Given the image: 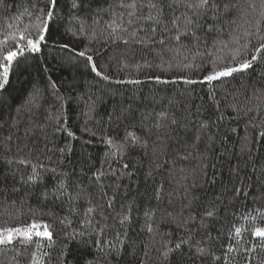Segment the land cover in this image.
<instances>
[{
    "label": "snow or ice",
    "instance_id": "1",
    "mask_svg": "<svg viewBox=\"0 0 264 264\" xmlns=\"http://www.w3.org/2000/svg\"><path fill=\"white\" fill-rule=\"evenodd\" d=\"M0 8L7 11L6 0H0ZM25 18L28 23L20 27ZM15 21L16 24L7 25L10 31L0 39V109L11 108L16 102L12 94L17 90L13 85L15 78L22 103L11 127L18 130L20 115L25 114L30 118L25 139L35 141L41 136L44 143L42 148L35 142L31 147L27 143L18 145L15 154L8 146L0 150V165L4 166L0 173V215L18 218L27 212L31 216L25 224L0 226V264H20L22 253L29 249L28 264H53L54 259L56 264H120L126 254L138 264H208V257L210 264H232L233 253L243 254L247 264H253L257 259L253 254L264 252V208H250L240 217L250 221L251 227L233 223L227 232L213 236L204 221H215L224 199L215 195L202 205V212L194 213V202L201 197L190 194L202 188L203 183L216 184V175L208 174L209 167L216 168V164L208 163L209 153L218 141L223 146L230 135L238 134V122L243 121L245 128L238 139L236 155L244 158L245 168L251 163L252 174L240 176V164L234 165L231 174L238 183L231 195L247 200L257 185L245 186V180L255 178L260 194L253 196L252 202L264 201V163L257 166V160L264 156V83L231 90L220 87L264 61V0H28V7ZM61 24L73 37H83L109 49L123 46L151 57L131 65L122 60L119 70L132 68L136 75L129 72L128 79L113 81L94 59L100 56L98 49L85 46L83 51H77L67 43H53V48L71 53L60 58L70 68L87 69L104 81L118 84L141 85L150 81L163 86H190L176 96L155 100L166 104L158 111L153 108L141 113L137 122L126 124L122 136L105 134L101 142L107 150L101 164L93 166L91 158L85 156L87 164L82 160L78 172L61 167L74 151L70 142L63 147L48 146L49 127L53 137L66 133L77 139L65 114L70 97L60 93L51 77L43 83L23 79L26 74L30 76L31 61L43 52L53 29ZM145 70L156 74H145L142 80L139 74ZM261 80L264 81V73ZM195 86L207 88L215 120L206 115L204 104L192 102ZM84 102L87 111L82 115L87 119L83 131L95 136L86 126L88 120L95 119V101L88 96ZM51 104L56 105L54 112L46 107ZM225 111L233 114L231 120L237 126H229L221 136ZM38 115L43 116V122L35 119ZM129 115L130 108L122 109L119 114H109L108 123L115 119L119 127ZM88 143L91 141L85 142ZM136 151L151 160L146 177L153 180L151 199L156 206L143 208L144 222L134 233L140 205L131 200L120 204L117 211L116 202L119 181L134 176L135 166L130 168L125 160ZM56 153L59 155L53 160ZM224 155L220 151L218 159ZM113 162L119 167H113ZM157 175L170 178L171 190H166L163 179L157 182ZM197 177L201 179L198 181ZM109 178L112 183H106ZM175 196L187 203L179 211L161 210L160 205L165 201L172 205ZM159 211L163 215L158 219ZM258 219L260 223H256ZM162 225H174L180 234L174 235ZM57 226L61 227L64 241L77 242V248L83 251L72 256L69 245L59 242ZM141 233L145 234L144 239L133 238ZM245 233L250 237L248 246L241 244ZM233 239L235 244L231 243ZM214 241L221 250L219 255L213 250ZM258 264H264V260Z\"/></svg>",
    "mask_w": 264,
    "mask_h": 264
},
{
    "label": "trees",
    "instance_id": "2",
    "mask_svg": "<svg viewBox=\"0 0 264 264\" xmlns=\"http://www.w3.org/2000/svg\"><path fill=\"white\" fill-rule=\"evenodd\" d=\"M8 5L7 11L5 12L3 8H0V39L3 38V35L10 31L7 28L9 23L16 24L15 17L23 11L24 8L28 7V0H6ZM28 23L27 19H23L20 23V27H23L24 24ZM15 30V29H12ZM75 31V28H73ZM53 43L64 44L67 43L71 48L76 49L77 51H83L85 46L92 49H98L100 56L95 57L101 70L105 74L110 75L113 78V81L117 79H128L127 73L131 72L133 76L136 75L134 69L128 68L125 71H120V62L122 60L127 61L130 65L135 63L138 60L143 58L150 59L151 57H144V54L139 51L133 53L130 50H126L121 46L117 48L112 46L111 49L108 47H102L100 44L95 43L94 41L90 42L89 40L83 37H73L65 31V25L61 24L59 28H54L52 34L48 40V44L44 47L43 52L37 55V58L31 61V67L29 68V74H26L23 77L24 80H35L39 83L46 82L48 77H51L54 80L60 89V93L65 97H70L67 101L65 108V114L67 117L68 127L76 134L77 139H72L66 136V133H56L53 137L52 129L49 127L48 136H49V147H63L65 143L70 142L74 149L73 153L65 160L64 164L61 166L64 170L75 169L79 171L81 161L84 160V157L91 158V164L93 166H99L104 158V153L107 150V146L102 143V137L105 134L123 135V129L126 124H131L137 122L140 118L141 113L146 111H151L155 108L157 111L166 104L156 103L155 100H158L163 97L176 96L183 88H188V85H182L180 83L174 85H158L154 82L145 81L141 85H130V84H118L115 82L104 81L99 77H96L93 73L87 69H81L77 71L75 68H70L66 62L61 61V57L71 55V53L62 51L59 48H53ZM91 54V53H90ZM47 68L48 71L45 72L43 69ZM264 73V61H261L260 64L254 66V69H250L248 73L238 75L236 80L230 81L227 85L220 87H227L229 90L233 88H240L242 86L247 87L248 85L255 83L257 85L264 83L261 80V74ZM145 74L154 75L155 72H148V70L142 71L139 74L140 79H144ZM243 82V84H242ZM13 85L17 89L13 91V96L16 97L15 104L11 108L4 107L0 109V150L5 146L11 147L13 154L16 153L17 146H23L27 143L30 147L35 142L38 148L43 147V138L38 136L34 141L33 138L25 139L24 132L29 127L30 118L25 115H20V123L17 128L11 127V121L16 118V109L19 108L20 103H22V93L19 91V85L16 84L15 78H13ZM196 91L193 96L194 104H204L207 108L206 115L212 117L215 120L214 109L209 105L207 98V88L201 86H195ZM51 91V90H49ZM91 96L95 101V113L93 120L87 121V127L96 133L95 136L90 135L88 132L83 131L85 127L86 116L82 115L83 112H86L85 99ZM199 97H203V100H200ZM83 98V99H82ZM51 99V98H50ZM49 107L50 111L56 110V105L51 104ZM130 113L124 123H121L117 127V121L113 119L111 123H108L109 114H119L122 109H129ZM223 111V108H222ZM232 113L225 111V119L222 122V127L220 129V135L223 136L227 131L229 126H237L232 122L231 117ZM35 119L43 122V116L38 115ZM239 123V132L238 134L230 135V139L223 146H221L218 141L214 146V150L209 153V164H216V168L213 169L209 167L208 174L211 177L213 174L216 175L217 182L215 185L209 183H203L202 188L194 190L190 195H198L201 197V200L194 202V207L192 211L202 212V205L208 200L212 199L215 195H221L224 199V203L220 204L221 209L218 217L215 221L205 219V223L208 224L209 229L212 231L213 236H218L221 232H227L233 223L237 226L244 225L245 227H251L252 224L250 221L241 219L240 217L243 214H246L250 208L260 207L264 208V201H258L256 204H253L252 197L260 194V188L258 182L254 178L252 181L245 180V186L249 183L257 185L252 189V195L248 197L247 200L243 198L234 199L231 195V190L237 186L236 176L231 174V168L237 163L240 164V176H244L245 173L251 175V163L248 167H244V158L238 157L236 154L239 152L238 139L243 135V130L245 124L243 121ZM212 132H216V128H212ZM249 135H252L251 130L249 129ZM11 136L12 139L9 140L8 137ZM86 141H91V143L85 144ZM258 148L261 146L258 144ZM201 150H203V145H201ZM27 149H25V152ZM225 152L223 158L218 159L219 152ZM264 152V149H262ZM59 154L56 153L53 155V160L57 158ZM260 156V154H258ZM87 164V160H84ZM125 162L129 163L130 168H133L134 176L132 178H125L119 181L121 185L119 194L117 196L116 210L119 211V206L122 203H127L128 201L135 200L140 205V215L134 220V229L133 232H138L139 226L143 224V215L142 211L145 206H156V202L151 199L153 195V180L146 177L148 169L152 166L151 160L148 157H145L141 152H131L126 158ZM193 165L195 162H192ZM264 163V156H260L257 160V166ZM113 167L118 168L119 165L116 162H113ZM4 166L0 165V173H3ZM259 175V173H257ZM163 179L165 182L166 190H171L169 186V177L167 175H157V182ZM198 181L201 179L197 177ZM50 182V181H49ZM106 183H112L111 178L106 181ZM174 187V185H172ZM125 193L127 195L125 196ZM228 200H232V203L229 204ZM34 203V201H30ZM186 200H182L179 196L173 197V204L168 205L165 201L160 205L161 210L168 211H179L182 204H186ZM233 213L236 216H233ZM187 214V212H186ZM163 215V211L157 213V218L159 219ZM45 219H48L45 217ZM31 216L25 212L24 215L20 217H9L8 215H0V226H16L18 224H25L30 222ZM256 223H260L259 219ZM162 229L169 230V228L174 232V235H179L180 232L175 231V226L162 225ZM201 232L203 230H200ZM60 239L59 242L67 243L71 249V255L76 256L79 251L83 249L77 248V242L75 241H64L62 237L61 227H56L55 233ZM145 234L141 233L139 236H133L134 239H144ZM196 238H199L198 236ZM250 237L247 233L244 234V239L241 242L244 246L247 245ZM222 241L225 240L224 237L221 238ZM231 243L235 244L233 239ZM240 247V245H237ZM213 250L216 251V254H221V250L216 242H213ZM24 251L20 257V264H28L29 262V252ZM156 254L153 253V256ZM256 256V260L253 261V264H258V261L264 260V252H257L253 254ZM137 256H141V252H137ZM232 264H247V259L243 254H232ZM208 264H210L211 257L207 258ZM53 264H56L55 259ZM113 264L115 262L113 261ZM120 264H138L136 259H133L130 255H125ZM154 264V261H153ZM196 264H200L199 261Z\"/></svg>",
    "mask_w": 264,
    "mask_h": 264
}]
</instances>
